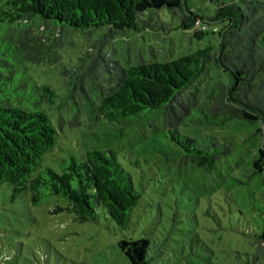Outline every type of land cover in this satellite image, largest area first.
Returning <instances> with one entry per match:
<instances>
[{"label":"trees","instance_id":"obj_1","mask_svg":"<svg viewBox=\"0 0 264 264\" xmlns=\"http://www.w3.org/2000/svg\"><path fill=\"white\" fill-rule=\"evenodd\" d=\"M212 1L214 12L207 15L191 9L187 0H0V182L12 184V198L26 190L34 204L63 196L77 219L95 220L104 212L122 229L130 226L141 198L113 149H87L82 158L69 153L59 162L61 171L48 165L39 169L58 138L45 107L55 102L57 92L39 82L30 66L60 61L58 28L106 26L92 40L91 51L62 67L64 96L89 121L105 117L134 123L147 110L163 106L170 137L206 170L233 150V141L188 136L179 125L240 118L261 120L264 131V1ZM214 23L221 24L216 50L208 45L167 61L140 59L129 65L107 50L116 34L129 29L180 26L202 37ZM258 173H264V138L250 176ZM257 237L256 253L264 257V229ZM120 247L133 264H149L150 239L123 238Z\"/></svg>","mask_w":264,"mask_h":264},{"label":"rangeland","instance_id":"obj_2","mask_svg":"<svg viewBox=\"0 0 264 264\" xmlns=\"http://www.w3.org/2000/svg\"><path fill=\"white\" fill-rule=\"evenodd\" d=\"M187 4L207 15L216 6L212 0ZM220 25L209 24L202 37L180 26L129 29L116 34L107 50L123 65L140 59L167 61L208 45L218 49ZM105 30L58 28L60 61L30 66L39 82L57 92L55 102L45 107L58 138L39 169L48 165L61 171L59 162L69 153L82 158L87 149L115 150L141 191L130 226L120 228L104 212L95 220H79L63 196L34 204L26 190L12 198V184L0 182V264H133L120 240L141 237L150 239L149 264H264L256 253L257 235L264 229V173L250 176L264 138L263 122L235 118L223 124L179 125L188 136L210 134L233 141V150L206 170L185 157L170 137L163 106L126 124L76 114L64 96L62 67L91 51L92 40ZM205 81L201 79L200 87Z\"/></svg>","mask_w":264,"mask_h":264},{"label":"built area","instance_id":"obj_3","mask_svg":"<svg viewBox=\"0 0 264 264\" xmlns=\"http://www.w3.org/2000/svg\"><path fill=\"white\" fill-rule=\"evenodd\" d=\"M203 27H204V25H203Z\"/></svg>","mask_w":264,"mask_h":264}]
</instances>
